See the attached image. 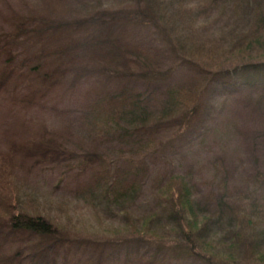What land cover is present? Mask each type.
Returning <instances> with one entry per match:
<instances>
[{
	"label": "rangeland",
	"instance_id": "rangeland-1",
	"mask_svg": "<svg viewBox=\"0 0 264 264\" xmlns=\"http://www.w3.org/2000/svg\"><path fill=\"white\" fill-rule=\"evenodd\" d=\"M192 1H199L201 7L205 0H166V4L174 6V14L186 13L184 7ZM236 1L226 0L225 7L195 8L190 11L193 18L187 9L189 18L184 22L177 21L180 17L172 18L178 29L190 22L207 21L208 27L198 31L194 45L197 48L206 37L215 46L216 34L229 29L235 4L239 5L238 13L246 14L247 0ZM248 2L251 11L264 7V0ZM61 3L67 8L60 10ZM136 5L139 0H0V68L5 63L10 65L9 79L0 83V264H138L143 253L152 252L154 246L147 244L132 249L113 248L89 236H102L106 228L126 223L118 207L101 198L103 188L93 187L103 184L92 182L97 171L106 169L108 181L114 174L123 176L126 183L132 178L140 181L128 208L134 219L145 217L160 203L158 189L171 175L186 178L197 205L204 211L214 212L238 192L264 193L263 79L252 83L222 80L221 73L233 70L231 60L222 66L224 72L215 74L213 66L202 70L185 60V53L197 54L192 47L174 52L157 28L136 20L120 24L118 37L122 43L153 57L157 70H170L164 79L95 74L73 79L51 75L46 83L29 67V44H23L22 39L11 40L24 29L21 27H36L40 19L73 20L105 9L129 14L137 11ZM242 28L241 34L246 35L249 25ZM75 36L79 34L62 33L58 39L68 41ZM241 41L238 36L237 44ZM251 52L252 61H264L260 46L252 45ZM135 64L132 58L128 68L136 74L140 70ZM171 87H183L192 98L201 99L188 125L178 123L183 118L177 115V120L166 122L152 133H140L152 141L153 148L137 154L138 146L121 138L122 133L98 140L91 136L94 116L106 118L118 109L130 114L132 104L138 103L149 112L159 111ZM40 144L68 149L72 157L38 158L25 150ZM95 155L103 157L105 163L97 161L87 168L79 164L83 156ZM140 162L143 165L137 175ZM254 176L260 177L259 183ZM9 187L18 192L24 209L48 216L77 234L54 252L39 251L37 237L14 232L4 217L9 208L1 202V190ZM160 256L165 257L161 264H205L195 256L171 250Z\"/></svg>",
	"mask_w": 264,
	"mask_h": 264
},
{
	"label": "trees",
	"instance_id": "trees-1",
	"mask_svg": "<svg viewBox=\"0 0 264 264\" xmlns=\"http://www.w3.org/2000/svg\"><path fill=\"white\" fill-rule=\"evenodd\" d=\"M247 3L248 0L245 5L247 6L245 15L240 12L239 15V5L235 4L234 14L228 24L229 29L216 34L214 41L216 47L211 46V42L209 43L206 37L201 40L197 48L194 45L198 31L202 32L208 27L207 21L190 22V27L188 25L178 29L173 18L180 17L177 21L184 22L187 17L189 18L187 9L193 18L194 14L190 11H194L195 8L209 5L225 7L228 4L226 0H205L201 7L199 1H192L184 7L186 13L176 14L172 12L173 5L166 4V0H139V6L136 5L137 11L129 14L105 9L73 20L40 19L36 27H21L24 29H21L11 40L13 42L22 39L23 44H29L28 51L32 55L30 54L28 64L33 72L38 73L41 81L49 82L47 79H50L51 75L78 79L94 74L164 79L170 74V70H157L153 57L138 47L122 43L118 37L120 24L127 20H136L157 28L169 41L174 52L188 51V48L192 47L197 54L185 53L188 56L185 60L198 64L201 69L203 68L202 70L213 66L212 70H216L215 74L224 72L221 70L222 66L228 63L226 60H231L229 63L233 70H225L221 73L222 80L240 79L247 83L260 82L261 79L264 80V61H252L254 57L250 49L252 45H258L264 50V7H255L254 11H251ZM58 7L60 10L67 8L65 3H61ZM248 25L249 31L246 35H242L240 32L242 26ZM71 32L79 36L72 37L68 41L58 39L60 34ZM22 35H26L29 39L26 40ZM238 36L242 40L240 44L236 42ZM130 58L135 59L139 73L135 74L128 68ZM2 67L4 69L0 72V83L6 82L10 77L8 74L10 65L5 63ZM200 99L199 96L192 98L183 87H171L159 111L149 112L138 103L132 104L130 114L118 109L106 118L92 117L95 123H92L91 136L98 140L122 133L121 138H127L138 146L137 154L148 151L154 147L153 143L145 137L146 135L141 136L140 133H152L166 122L177 120V115L183 118V121L178 123L183 122L184 126L188 125L194 116L193 113L197 112ZM137 137L144 138L135 141L134 138ZM25 150H31L38 158L64 160L66 155L72 157L68 149H53L43 144ZM12 155L14 156V151ZM97 161L100 164L105 163L103 157L95 155L83 156L79 164L87 168ZM142 165V162L138 164L137 175L141 172L142 168L140 170L139 168ZM106 178V169L102 172L97 171L92 182L102 181L103 184H95L93 187L103 188L101 198L107 203L116 205L118 211L126 218V223L121 227L106 228L102 236L89 235L101 239L103 245H110L113 248L131 247L130 249L141 244L154 246L152 252L143 253L138 264H161L163 263L161 259L165 257L160 256V253L166 250L195 256L205 264H264V193L238 192L234 199L226 200L214 212L204 211L201 205H197L198 200L195 198L191 184L184 176L176 174L171 175L158 189L160 203L145 217L134 219L129 215L128 208L132 204L134 194L140 188V181L132 178V182L129 180L126 183L123 176L116 174L109 181ZM254 180L259 183L260 177L254 176ZM1 192V202L9 208L5 212V219L14 232L37 237L36 247L39 251L54 252L59 245L71 238L72 234H77L48 216L24 209L19 202L18 192L13 187L2 189ZM106 232L107 236H105Z\"/></svg>",
	"mask_w": 264,
	"mask_h": 264
}]
</instances>
